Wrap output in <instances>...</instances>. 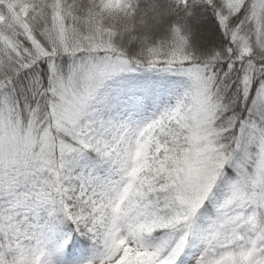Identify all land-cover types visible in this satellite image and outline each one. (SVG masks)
<instances>
[{
	"label": "snow or ice",
	"instance_id": "snow-or-ice-1",
	"mask_svg": "<svg viewBox=\"0 0 264 264\" xmlns=\"http://www.w3.org/2000/svg\"><path fill=\"white\" fill-rule=\"evenodd\" d=\"M0 264H264V0H0Z\"/></svg>",
	"mask_w": 264,
	"mask_h": 264
}]
</instances>
